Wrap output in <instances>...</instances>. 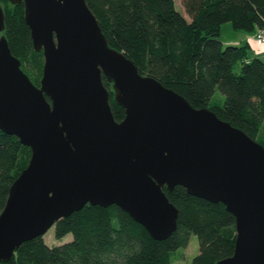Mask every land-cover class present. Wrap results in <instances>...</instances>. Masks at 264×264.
Instances as JSON below:
<instances>
[{"label":"water","instance_id":"1","mask_svg":"<svg viewBox=\"0 0 264 264\" xmlns=\"http://www.w3.org/2000/svg\"><path fill=\"white\" fill-rule=\"evenodd\" d=\"M9 1L24 2L44 65L37 85L11 51L0 2V130L32 151L0 212V261L87 203L116 204L165 239L179 210L164 187L182 185L235 215L234 252L216 264H264V146L142 74L86 0Z\"/></svg>","mask_w":264,"mask_h":264},{"label":"trees","instance_id":"2","mask_svg":"<svg viewBox=\"0 0 264 264\" xmlns=\"http://www.w3.org/2000/svg\"><path fill=\"white\" fill-rule=\"evenodd\" d=\"M0 2L11 51L39 85L44 55L34 49L25 4ZM86 2L110 45L124 52L142 74L184 95L194 107L214 110L264 146V59L250 56L248 42L225 45L221 38L225 23L236 30L264 31V0H181L188 16L175 0ZM103 79L115 119L122 120L125 109ZM216 90L225 95L223 104L213 103ZM31 153L16 135L0 130V212ZM164 191L179 210L177 228L165 239L154 238L116 204L87 203L53 225L56 238L71 233L70 240L49 244L44 233L21 243L12 258L0 264H172L174 253L188 246L192 234L198 237L199 253L189 264H216L233 254L236 218L222 202L190 194L182 185L171 190L165 186Z\"/></svg>","mask_w":264,"mask_h":264},{"label":"rangeland","instance_id":"3","mask_svg":"<svg viewBox=\"0 0 264 264\" xmlns=\"http://www.w3.org/2000/svg\"><path fill=\"white\" fill-rule=\"evenodd\" d=\"M175 3H176V7L180 11H182L186 16H188V14L186 13L182 5L181 0H175ZM228 24L231 29H228L226 27ZM246 33L247 31L234 29L231 23H225L222 26L221 38L226 39L227 37H230V36H239V34H246ZM254 36H255V33H254ZM252 43H253V47L256 48L257 43L255 41H253ZM249 54H251V49L249 50ZM239 69H240V64L236 66V71H239ZM224 100H225V95L222 94L219 90H216L214 97H213V103L223 104ZM262 131L264 133V126L262 128ZM71 238H72L71 233L67 234L61 239L56 238L54 234L53 226L50 227L45 233V239L49 244H60V243L70 240ZM198 253H199V240H198L197 235L192 234L190 237L188 246L185 248H180L174 253V260L172 264H189L192 261L193 257L197 255Z\"/></svg>","mask_w":264,"mask_h":264},{"label":"crops","instance_id":"4","mask_svg":"<svg viewBox=\"0 0 264 264\" xmlns=\"http://www.w3.org/2000/svg\"><path fill=\"white\" fill-rule=\"evenodd\" d=\"M228 29H231L229 24L226 26ZM255 32H247L246 34H239V36H230L226 39H223V42L225 44L232 43V44H245L248 42L251 46V54L250 56H258L262 59H264V44H256V48L253 47V41H255L254 38ZM256 42V41H255Z\"/></svg>","mask_w":264,"mask_h":264},{"label":"built area","instance_id":"5","mask_svg":"<svg viewBox=\"0 0 264 264\" xmlns=\"http://www.w3.org/2000/svg\"><path fill=\"white\" fill-rule=\"evenodd\" d=\"M254 38L257 44H264V31L263 30L256 31Z\"/></svg>","mask_w":264,"mask_h":264},{"label":"flooded vegetation","instance_id":"6","mask_svg":"<svg viewBox=\"0 0 264 264\" xmlns=\"http://www.w3.org/2000/svg\"><path fill=\"white\" fill-rule=\"evenodd\" d=\"M118 121H120V120H118Z\"/></svg>","mask_w":264,"mask_h":264}]
</instances>
